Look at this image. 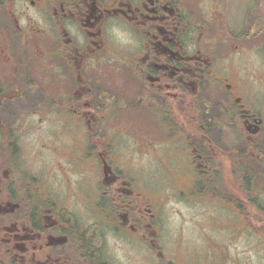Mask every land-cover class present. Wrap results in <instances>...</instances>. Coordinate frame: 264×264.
I'll return each mask as SVG.
<instances>
[{
	"label": "flooded vegetation",
	"instance_id": "1",
	"mask_svg": "<svg viewBox=\"0 0 264 264\" xmlns=\"http://www.w3.org/2000/svg\"><path fill=\"white\" fill-rule=\"evenodd\" d=\"M146 160L194 201L136 185ZM258 190L264 0H0V264H180L170 195L264 228Z\"/></svg>",
	"mask_w": 264,
	"mask_h": 264
},
{
	"label": "rangeland",
	"instance_id": "2",
	"mask_svg": "<svg viewBox=\"0 0 264 264\" xmlns=\"http://www.w3.org/2000/svg\"><path fill=\"white\" fill-rule=\"evenodd\" d=\"M56 113L57 117H60V112ZM138 128L139 126L132 127V137L137 136ZM34 133L41 134L40 139L47 135L60 138L64 135L63 123L55 120L49 127L45 126L44 122L40 123ZM183 158L187 156L177 155L173 158L171 165L173 170L179 169ZM133 160L134 156H131L130 161ZM132 173L136 185L141 183L149 187L148 185L155 184L164 197L171 193H179L182 199L194 201L191 199L189 189L177 187L175 184L177 181L174 178L176 174L163 168L161 163L146 160L133 169ZM197 192L204 194L200 190ZM151 193H154V189L147 190V194ZM255 194L259 196L260 205L264 206V190H258ZM170 196L174 200L167 203L164 211L166 214L164 227L169 231H165V235L173 232L180 220L186 222L176 231L178 235L184 237H179L174 242L166 240L165 249L170 253L177 252L180 264L264 262V228L259 223L251 225L242 210H237L234 205L214 197L213 194L206 193L204 209L196 203L180 202L174 194Z\"/></svg>",
	"mask_w": 264,
	"mask_h": 264
}]
</instances>
